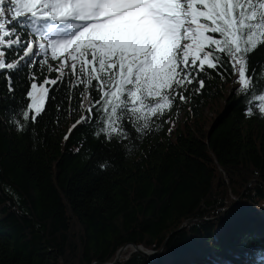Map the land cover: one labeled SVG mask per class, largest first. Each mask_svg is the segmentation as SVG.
<instances>
[{"label": "trees", "instance_id": "trees-1", "mask_svg": "<svg viewBox=\"0 0 264 264\" xmlns=\"http://www.w3.org/2000/svg\"><path fill=\"white\" fill-rule=\"evenodd\" d=\"M250 65L264 66V45ZM217 71L201 74L198 97L120 142L95 135L99 109L65 140L99 99L83 85L53 86L38 122L17 131L29 73L40 83L59 73L25 67L14 97L0 73V264H111L127 245L153 256L127 247L116 264H264V117H246L236 77Z\"/></svg>", "mask_w": 264, "mask_h": 264}, {"label": "snow or ice", "instance_id": "snow-or-ice-1", "mask_svg": "<svg viewBox=\"0 0 264 264\" xmlns=\"http://www.w3.org/2000/svg\"><path fill=\"white\" fill-rule=\"evenodd\" d=\"M260 45L264 0H0V73L8 92L14 97L13 74L23 75L25 67L59 73L42 83L29 73L24 107L10 119L17 131L38 122L46 100L56 99L49 95L53 86L99 93L65 140L94 122V109L106 115L95 135L109 141L128 139L130 127L151 130L153 118H163L177 99L188 103L201 94L206 68L221 78L218 69L234 75L245 116L264 117V66L250 65Z\"/></svg>", "mask_w": 264, "mask_h": 264}, {"label": "water", "instance_id": "water-1", "mask_svg": "<svg viewBox=\"0 0 264 264\" xmlns=\"http://www.w3.org/2000/svg\"><path fill=\"white\" fill-rule=\"evenodd\" d=\"M191 221H192V220L187 221L186 224H188V223L191 222ZM127 247H130V248L132 249L133 252L144 253V254H146V255H149L150 257L153 256V253H148L147 251H143V249H142L140 246L127 245V246L123 247V248L118 252V254H117V256H116L114 262L111 263V264H116V263L119 261L122 252H124V251L126 250ZM93 264H98V263H93Z\"/></svg>", "mask_w": 264, "mask_h": 264}, {"label": "rangeland", "instance_id": "rangeland-1", "mask_svg": "<svg viewBox=\"0 0 264 264\" xmlns=\"http://www.w3.org/2000/svg\"><path fill=\"white\" fill-rule=\"evenodd\" d=\"M70 63V62H69ZM207 114H208V112H207ZM253 258H255V256H253Z\"/></svg>", "mask_w": 264, "mask_h": 264}]
</instances>
